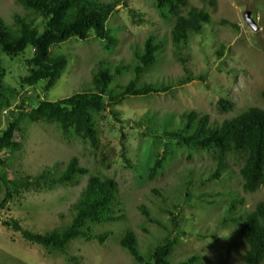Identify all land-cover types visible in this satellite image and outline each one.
Returning <instances> with one entry per match:
<instances>
[{
	"label": "trees",
	"instance_id": "1",
	"mask_svg": "<svg viewBox=\"0 0 264 264\" xmlns=\"http://www.w3.org/2000/svg\"><path fill=\"white\" fill-rule=\"evenodd\" d=\"M23 7V14L14 13L11 23L0 16V118L4 110L11 107L14 98L21 96L17 105L18 113L7 114L6 127L0 129V165L7 167L6 158L1 154L7 151L19 152L22 143L17 140L22 130V122H46L54 126L66 144L80 142L88 145L97 154L102 150V123L111 115L117 122H122L117 107L132 96H149L154 94H171L176 87L189 83L196 78H206L195 74L188 65L190 55H184V47L190 41L191 33L200 34L204 24L211 20V11L216 10L217 1L208 0L206 8L191 5V0H151L153 8L164 21L172 22L170 41L175 58L182 64L184 75L162 81H146V72L161 65L167 52L166 39L150 33L143 42L131 45L132 62L110 66V59L98 61L93 68L92 87L87 91L51 101L39 95L29 96L30 88L37 90L41 85L44 92L51 87L65 72L68 59L63 54H56L52 47L71 38L87 40L92 33L103 42L107 51L120 48V35L114 34L108 27L112 14L124 6L137 24H142L144 14L129 5L127 0H18ZM42 18L44 30L40 32L35 22ZM224 25L230 24L223 21ZM234 28H239L231 23ZM227 46L219 47L217 54L226 56ZM31 52L30 55H26ZM1 55L19 58L27 68V73L18 79V87L5 85L7 68L3 65ZM121 62H124L121 61ZM225 90L224 87H222ZM23 91V93H22ZM22 93V94H21ZM263 106H252L236 116L224 118L220 123L213 122L208 113L190 110L177 116L175 113L160 114L152 112L135 121L139 127L144 125L151 134L147 147V158L142 165L133 164L127 156L124 140L122 158L132 166L139 178L157 181L166 170L181 160L193 161L197 156H206L212 160L209 172L197 174L193 168L188 170L178 188L174 199L177 203L168 204L173 193L165 196L160 189L154 188V194L162 199L161 211L169 216L163 221L148 205L140 203L139 212L142 222L139 229L148 238L157 237L153 245L146 242L147 249L133 229H127L116 239L120 247L139 264H216L207 252L192 253L187 258L177 259L181 239L189 232L180 224L183 212L182 202L197 198L202 203L214 205L218 196L225 199L227 206L223 211L218 226L239 225L238 231L247 246L242 258L244 264H263L264 262V200L246 213L237 211L240 199L226 197L222 191H204L198 185L201 181H218L227 183L232 176L230 163L235 162L238 175L245 192L254 193L264 188V87L261 91ZM218 110L229 112L234 109V102L228 98L218 99ZM125 126H122L124 128ZM161 128L160 133L155 130ZM105 157V155H103ZM85 181V182H84ZM81 191L77 200L70 207V222L63 229L53 228L47 232L26 228L21 221L14 218L9 205L14 199H20L28 193H40L54 190L60 185H77ZM195 187L200 189L199 194ZM220 199V200H221ZM168 204V205H167ZM125 200L117 179L91 170L82 165L76 155L67 161H56L47 165L38 174L20 176L17 173L9 178L0 175V224L21 232L23 238L41 245L49 253H60L67 262H75L77 255H70L68 246L77 238L97 241L104 244L111 231L96 232L95 225L115 221L129 220ZM175 211H179L177 214ZM60 219H65L63 212ZM152 227L161 231L157 236ZM191 233V232H190ZM214 232L202 234L201 237L214 235ZM141 235V236H142ZM150 238V239H149ZM146 241V240H143ZM153 245V246H152ZM211 260V261H210Z\"/></svg>",
	"mask_w": 264,
	"mask_h": 264
},
{
	"label": "rangeland",
	"instance_id": "2",
	"mask_svg": "<svg viewBox=\"0 0 264 264\" xmlns=\"http://www.w3.org/2000/svg\"><path fill=\"white\" fill-rule=\"evenodd\" d=\"M127 1L131 7L144 14L145 21L142 24L135 23L124 6L118 7V11L114 12L108 21V27L113 33L120 35L118 50H105L103 42L96 38L94 33L87 40L73 37L57 44L52 47V51L67 57L68 65L65 72L49 91L44 92L39 84L37 90L33 88L26 90L28 95H39L42 92L43 98L57 101L87 91L92 87V70L98 61L102 59L114 61L111 69L116 65L132 62V43L143 42L150 33L166 39L167 52L163 63L146 72L144 80L162 81L183 76V66L175 58L170 41L173 23L160 18L151 0ZM207 1L191 0V5L206 8ZM216 1V10L211 11V20L204 24L200 34L191 33L190 41L183 49L184 55H190L188 65L193 68L195 74L204 76L206 80L196 78L176 87L169 95L132 96L119 105L117 109L122 122H117L109 115L102 123L103 154H95L88 145L80 142L72 144L62 142L60 134L54 129V124L29 120L22 122V130L17 138L22 143V149L19 152L7 151L1 154L7 160L8 168L0 165V175H8L9 178L16 173L20 176L35 175L47 165L51 166L56 161H67L76 155L80 158L81 164L87 166L91 172L97 171L118 180L129 220L93 226L96 232H112L104 244L81 237L73 240L67 250L70 255H77L78 258L71 263L67 262L64 255L49 253L41 245L26 241L21 232L0 224V264H139L116 242L127 229H133L147 249L148 238L142 235L139 229L142 216L138 205L140 203L148 205L163 221L168 222L169 216L161 211L163 198L156 196L153 189H160L165 196L172 192L173 197L168 204L177 203L174 195L181 187L188 170L193 168L197 174L203 171L208 173L212 160L206 156L196 155L191 162L184 159L171 165L165 175L157 181L142 180L136 170L128 166L122 158V134H126L124 144L128 158L133 164L142 165L147 158L151 134L146 131L145 125L139 127L135 121L146 114L157 111L161 115L171 112L179 116L184 112L196 110L208 113L213 122L220 123L224 118L236 116L249 107L263 106L261 91L264 87V0ZM248 11L259 26L257 31L245 20ZM14 13H24L18 0H0V16L11 23ZM223 21L230 24L224 25ZM231 23L237 24L239 28H234ZM35 25L40 32L44 30L42 18H39ZM223 43L227 46L226 56L217 54ZM30 53L27 52L26 55ZM1 59L7 68L5 85L18 87V79L27 73L26 66L19 58L1 55ZM123 60L124 62H121ZM222 97L234 102L233 110L229 112L218 110V99ZM20 99L21 96L14 98L11 107L3 111L0 129L6 127L7 114L18 113L17 105ZM160 130L161 128L155 130V134L160 133ZM230 167L232 176L227 183L201 181L199 177L197 184L204 188V191H222L226 197L239 198L240 203L237 204L239 213L253 210L258 202L264 200V188L254 193L245 192L241 177L238 175V165L231 162ZM84 182L80 186L60 185L54 190L25 194L23 198L11 202L10 212L24 227L35 231L63 229L70 222V207L77 200ZM195 192L199 194L200 189L195 187ZM218 199L217 202L225 204V199H221L220 196ZM180 204L183 207L180 224L187 229L189 235L181 239L177 252L173 254L174 258L184 259L192 253L207 252L211 260L218 262L216 264H244L242 256L247 246L238 231L239 225L218 226L223 211L227 210L226 205L218 206L216 202L214 205L204 204L197 198L188 197ZM61 212L65 214V219H60ZM175 212L177 214L179 211ZM152 232L157 236L161 235V231L154 227ZM209 232L215 234L201 237L202 234L206 235ZM148 242L156 245L158 239L153 237Z\"/></svg>",
	"mask_w": 264,
	"mask_h": 264
},
{
	"label": "water",
	"instance_id": "3",
	"mask_svg": "<svg viewBox=\"0 0 264 264\" xmlns=\"http://www.w3.org/2000/svg\"><path fill=\"white\" fill-rule=\"evenodd\" d=\"M245 19L249 23L250 26H252L255 30L259 29V26L255 22V20L251 17L250 11L246 12Z\"/></svg>",
	"mask_w": 264,
	"mask_h": 264
},
{
	"label": "clouds",
	"instance_id": "4",
	"mask_svg": "<svg viewBox=\"0 0 264 264\" xmlns=\"http://www.w3.org/2000/svg\"><path fill=\"white\" fill-rule=\"evenodd\" d=\"M246 20V19H245ZM256 22V21H255ZM249 24V23H248ZM258 25V24H257ZM252 27V26H251ZM253 28V27H252ZM254 29V28H253ZM255 30V29H254ZM255 31H257V30H255ZM7 113V112H6Z\"/></svg>",
	"mask_w": 264,
	"mask_h": 264
}]
</instances>
